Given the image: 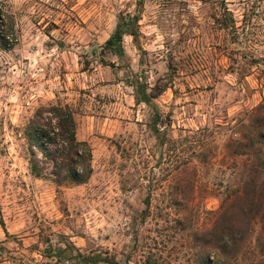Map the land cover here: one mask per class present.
<instances>
[{"label": "rangeland", "instance_id": "obj_1", "mask_svg": "<svg viewBox=\"0 0 264 264\" xmlns=\"http://www.w3.org/2000/svg\"><path fill=\"white\" fill-rule=\"evenodd\" d=\"M136 4L0 0L14 41L0 47V264H74L60 258L67 244L118 264H205L194 234L208 232L255 173L253 156L232 152L231 141L264 103V0ZM137 12L124 55L106 52L120 16ZM140 84L154 96L164 144L150 129L152 109L136 100ZM52 105L70 108L76 138L91 148L84 183L30 171L24 128ZM263 243L255 217L223 263L262 264Z\"/></svg>", "mask_w": 264, "mask_h": 264}, {"label": "trees", "instance_id": "obj_2", "mask_svg": "<svg viewBox=\"0 0 264 264\" xmlns=\"http://www.w3.org/2000/svg\"><path fill=\"white\" fill-rule=\"evenodd\" d=\"M136 5L139 12L142 0H137ZM138 12L132 16H120L114 30L103 43V49L106 52L117 57L124 55L123 36L128 34L136 37ZM0 27V47L9 49L14 45L11 38L12 25L3 23L1 9ZM136 94L137 101L152 109L150 129L159 143L164 144L166 137L158 128L161 116L152 101L154 96L146 93L143 84L138 85ZM246 116L240 137L231 141V148L235 154L253 156L256 161L255 173L244 182L240 194L229 203L225 201L222 204L211 229L208 232L194 234L202 249L198 259L205 264H224L223 261H226L228 257L238 253L248 238L253 219L259 217L264 223V103L246 112ZM24 134L31 153L30 171L34 176L49 178L58 185L81 184L89 179L92 172L91 148L86 141L76 138L75 121L67 105H52L48 108L36 109L34 116L25 125ZM34 149L41 153L43 163L51 165L48 173H44L43 168L34 160ZM148 204L146 199V207ZM0 225L7 234L1 215ZM72 249V245L69 244L59 247L58 250L62 254L60 258L63 256L74 264H118L114 259L100 254L87 255L80 252L73 254ZM262 251L264 252V243Z\"/></svg>", "mask_w": 264, "mask_h": 264}]
</instances>
